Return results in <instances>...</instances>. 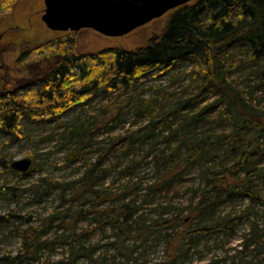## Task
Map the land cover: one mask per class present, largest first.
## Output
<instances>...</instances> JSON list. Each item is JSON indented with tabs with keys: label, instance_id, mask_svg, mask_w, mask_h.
<instances>
[{
	"label": "rangeland",
	"instance_id": "1",
	"mask_svg": "<svg viewBox=\"0 0 264 264\" xmlns=\"http://www.w3.org/2000/svg\"><path fill=\"white\" fill-rule=\"evenodd\" d=\"M44 11V0H0V81L21 77L27 63L20 59L28 48L63 35L45 31ZM167 20L168 15L122 38L93 30L75 33V38L85 53L115 47L134 50L159 36ZM39 53L34 52V60L42 58ZM251 54L245 44L228 52L227 65L233 66L229 79L246 100L264 108V86ZM196 64L182 59L171 70L144 76L118 97L112 111L106 109L111 96L95 95L57 118L22 120L20 135L0 129V156L6 164H0V217L7 218L0 227V264H240L237 252L252 229L260 230L264 242V205H252L240 195L193 219L189 233L216 232L168 263L166 235L172 231L164 228V221L177 219L176 229H184L179 220L189 222L200 203L205 173L229 167L239 156L226 155L231 120L220 91L210 86L203 101L185 107L180 116L188 121L201 115L192 130L184 132L198 140L218 136L224 151L185 167L183 146L178 180L169 190L150 189L160 178L157 158L179 152L180 140L171 132L180 126L181 117L167 114L153 128L147 117L137 115V104L154 101L169 113L198 92V79L191 73ZM22 160L32 162L27 173L12 168ZM256 162L264 169V159ZM255 186L264 200V181ZM220 222H225L222 229ZM262 258L251 247L244 260L259 264Z\"/></svg>",
	"mask_w": 264,
	"mask_h": 264
},
{
	"label": "trees",
	"instance_id": "2",
	"mask_svg": "<svg viewBox=\"0 0 264 264\" xmlns=\"http://www.w3.org/2000/svg\"><path fill=\"white\" fill-rule=\"evenodd\" d=\"M167 15L162 33L134 50L115 47L100 53H85L75 33H63L61 37L28 48L20 59L27 63L21 77L10 75L0 81V129L20 135L22 120L57 118L95 95L111 96L106 109L112 111L118 97L128 94L144 76L158 69L171 70L182 59L195 61L197 64L191 73L194 80L198 79L195 88L199 90L188 100L175 104L169 113H163L154 101L143 100L137 104V115L147 117L152 126L167 114L181 117L180 126L171 132L180 140L179 152L157 158L160 178L150 189L169 190L178 180L183 146L186 147L185 167L200 163L206 155L224 151V141L218 136L198 140L194 134L188 137L184 132L191 131L201 115L188 121L180 116L185 107L201 103L202 94L210 86L220 91V102L225 103L231 120L226 155L239 156L233 165L205 173L206 186L200 203L192 209L189 222L187 218L179 220L184 229H176L177 219L164 221V228L172 231L166 235L168 263H171L179 253L189 252L199 241L216 232L217 229L188 232L190 222L202 213L214 212L240 195L252 205H264L255 186L257 181H264V169L256 162L264 159V108L244 98V92L229 79L233 66L227 65L232 48L248 45L252 51L251 62L257 67L255 74L264 86V0H196ZM36 51H42L38 54L42 57L40 60L33 59ZM0 164L6 165L1 156ZM6 223L7 218L0 217V227ZM224 225L225 222H220L218 227L222 229ZM249 235L254 239L250 241ZM261 237L256 228L245 237L237 252L240 264H247L245 253L251 247L263 256L259 264H264Z\"/></svg>",
	"mask_w": 264,
	"mask_h": 264
},
{
	"label": "water",
	"instance_id": "3",
	"mask_svg": "<svg viewBox=\"0 0 264 264\" xmlns=\"http://www.w3.org/2000/svg\"><path fill=\"white\" fill-rule=\"evenodd\" d=\"M193 1L44 0L42 22L55 33L93 30L107 38H122ZM31 164V160H22L14 163L12 168L27 173Z\"/></svg>",
	"mask_w": 264,
	"mask_h": 264
},
{
	"label": "flooded vegetation",
	"instance_id": "4",
	"mask_svg": "<svg viewBox=\"0 0 264 264\" xmlns=\"http://www.w3.org/2000/svg\"><path fill=\"white\" fill-rule=\"evenodd\" d=\"M196 1V0H195ZM195 1H193L192 3H194ZM192 3H190V4H192ZM190 4H188V5H190ZM187 6V5H186ZM179 9V8H178ZM177 10V9H176Z\"/></svg>",
	"mask_w": 264,
	"mask_h": 264
},
{
	"label": "bare ground",
	"instance_id": "5",
	"mask_svg": "<svg viewBox=\"0 0 264 264\" xmlns=\"http://www.w3.org/2000/svg\"><path fill=\"white\" fill-rule=\"evenodd\" d=\"M32 168V164H31V167H30V169Z\"/></svg>",
	"mask_w": 264,
	"mask_h": 264
}]
</instances>
